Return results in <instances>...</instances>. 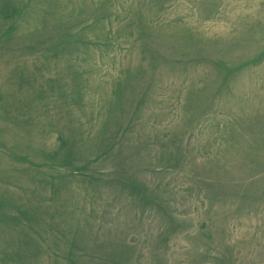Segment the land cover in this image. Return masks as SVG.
<instances>
[{"label":"rangeland","instance_id":"obj_1","mask_svg":"<svg viewBox=\"0 0 264 264\" xmlns=\"http://www.w3.org/2000/svg\"><path fill=\"white\" fill-rule=\"evenodd\" d=\"M3 262L264 264V0H0Z\"/></svg>","mask_w":264,"mask_h":264},{"label":"bare ground","instance_id":"obj_2","mask_svg":"<svg viewBox=\"0 0 264 264\" xmlns=\"http://www.w3.org/2000/svg\"><path fill=\"white\" fill-rule=\"evenodd\" d=\"M4 32H5V31H4ZM4 32H3V33H4ZM197 41L200 42V41H202V40L198 39ZM209 41H212V42H213V41H215V40H209ZM219 42L222 43V42H226V41H225V40H220ZM47 148H48V147H45V149H47ZM32 149H33V148H32ZM45 161H46V160H45ZM5 259H7V258H4V260H5ZM3 263H4V262H3ZM4 264H7V263H4Z\"/></svg>","mask_w":264,"mask_h":264}]
</instances>
